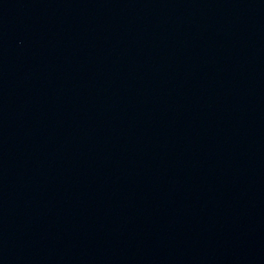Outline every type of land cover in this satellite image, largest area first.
<instances>
[{"label": "water", "instance_id": "95a60500", "mask_svg": "<svg viewBox=\"0 0 264 264\" xmlns=\"http://www.w3.org/2000/svg\"><path fill=\"white\" fill-rule=\"evenodd\" d=\"M48 0H0V15Z\"/></svg>", "mask_w": 264, "mask_h": 264}]
</instances>
